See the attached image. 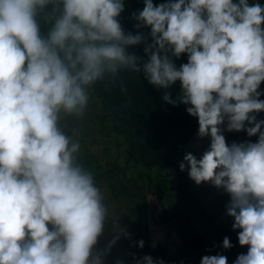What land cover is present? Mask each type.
Instances as JSON below:
<instances>
[{
  "label": "clouds",
  "instance_id": "obj_1",
  "mask_svg": "<svg viewBox=\"0 0 264 264\" xmlns=\"http://www.w3.org/2000/svg\"><path fill=\"white\" fill-rule=\"evenodd\" d=\"M124 11L125 0H0V264H108L121 236L130 238L114 226L97 247L108 209L94 174L78 162L79 134L60 123L82 118L89 90L125 70L142 73L165 90L164 101L183 103L198 118L197 135L209 137V146L199 158L185 153L179 168L230 195L226 214L248 246L232 264H264V118H257L264 112V5L143 0L131 18L148 36L125 31ZM142 42L146 59L128 50ZM182 54L187 62L177 66L173 58ZM225 130L258 139L229 144ZM222 245L233 246L227 236ZM132 259L165 264L150 254ZM200 264L228 260L217 253Z\"/></svg>",
  "mask_w": 264,
  "mask_h": 264
},
{
  "label": "rangeland",
  "instance_id": "obj_2",
  "mask_svg": "<svg viewBox=\"0 0 264 264\" xmlns=\"http://www.w3.org/2000/svg\"><path fill=\"white\" fill-rule=\"evenodd\" d=\"M127 1L143 8V0ZM258 2L264 5V0ZM158 3L154 0V4ZM145 31L148 36L149 28L145 27ZM148 41H151L150 36ZM89 96L82 118L64 116L60 123L73 138H76L74 132L79 134L81 149L77 154L78 162L94 174L108 209L110 221L97 247L103 248L112 238L114 226L123 227L131 234L130 238L122 235L113 246L106 257L108 264H114L117 258H123L126 264H134L132 254L140 257L149 253L154 258H163L165 264H197L199 254L202 258L220 253L227 257L228 264H232L234 259L214 237L215 223L232 227L234 218L226 214L225 207L230 195L210 182L198 185L191 179L190 189L203 202L208 214L207 217L199 216L183 203L175 188L173 168L164 171L157 167L148 168L129 158L124 135L114 130L93 87ZM197 133L188 143L185 153L190 151L199 158L208 148L210 138H200ZM224 135L229 144L244 141L235 131L225 130ZM184 155L178 158L179 162ZM186 218L193 229L184 222ZM195 236L204 239L200 247L194 246ZM141 239L144 241L143 248L135 244Z\"/></svg>",
  "mask_w": 264,
  "mask_h": 264
},
{
  "label": "trees",
  "instance_id": "obj_3",
  "mask_svg": "<svg viewBox=\"0 0 264 264\" xmlns=\"http://www.w3.org/2000/svg\"><path fill=\"white\" fill-rule=\"evenodd\" d=\"M159 3L164 0H158ZM140 8L125 0V11L121 13L120 22L125 31L135 34L137 31L143 32L146 36L145 27L137 29V23L131 18V13ZM150 42V41H148ZM145 44L129 46V51L143 56ZM179 66L187 62V55L182 54L179 59L173 58ZM179 84L177 81L171 90L174 96L179 94ZM261 89H264V82H261ZM96 94L101 99L103 110L110 118L114 130L124 135L127 143V155L131 159L148 168L157 167L159 170L173 168L175 188L181 196L184 204L193 208L199 216L207 217L203 202L191 191V178L187 168H179V157L184 155L186 147L195 133L198 131V118L190 115L186 111V105L177 103L172 105L162 99L165 90L157 88L143 78L142 73L122 71L113 79L97 82L93 86ZM126 89L122 91L121 89ZM264 99V95L260 97ZM257 118H264V112L257 114ZM244 141L255 142L257 135L247 136L243 130L235 131ZM159 199L162 197L157 195ZM193 229L192 223L186 218ZM215 239L223 248L224 237L230 239L233 245L224 251L232 258L236 259L238 254L247 252V245L241 246L238 243V232L232 227L216 224ZM204 239L195 236L194 246L203 245ZM152 255L151 253H149ZM201 254L198 255L197 264H200Z\"/></svg>",
  "mask_w": 264,
  "mask_h": 264
}]
</instances>
